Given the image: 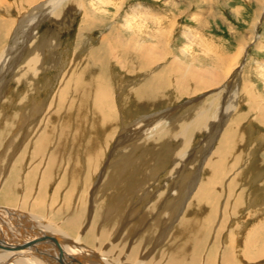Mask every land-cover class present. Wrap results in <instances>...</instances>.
<instances>
[{
  "label": "bare ground",
  "instance_id": "bare-ground-1",
  "mask_svg": "<svg viewBox=\"0 0 264 264\" xmlns=\"http://www.w3.org/2000/svg\"><path fill=\"white\" fill-rule=\"evenodd\" d=\"M64 1L30 0L33 5L39 3L33 11L43 13L45 19L41 18L42 22L48 21ZM103 1L101 5L109 6ZM261 5L263 7L251 31L254 35L252 40L255 39L257 25L264 17V4ZM33 11L27 16L31 17ZM124 45L122 47L125 48ZM246 47L243 44L237 57L227 56L218 68H207L208 72H197L186 66L176 68L178 94L193 96L221 86L211 100L203 103L206 97L203 94L199 100H191L187 106L184 105L190 112L194 109L193 105L200 104L195 111L182 117L178 115L179 118L172 120L179 109H167L154 116L138 117L131 122L130 128L121 127V122L118 123L120 120L117 119L116 104L112 101L113 92L107 82L105 69L112 59H109L110 54L115 52L110 46L108 49L104 42L95 51L84 50L81 56L77 55L69 71L70 76L53 96L35 133L26 132L21 149L10 157L5 169H0V264H262L264 241H259L258 236L255 238L252 230L247 233L248 221H243V218L250 215V220L255 219L256 212L262 210L260 213H264V204L259 206L254 200L248 206L242 187L241 193L236 195L237 179L242 177L243 172L233 173L242 165L244 154H247L242 148L251 137L247 128L237 126L236 122H243L244 119L235 121V97L239 90L226 83L230 77H238L237 65ZM202 51L205 53L204 48ZM143 57L144 65L149 66L148 57L145 54ZM13 58L12 53L4 52L0 63L7 64ZM19 59L14 58L15 65L16 61L21 64L22 59ZM29 60L24 66L28 65L31 73L36 70L38 61ZM97 63L102 71L98 72ZM80 65L84 70L79 76H73ZM159 67L154 68L158 72L148 77L145 86L138 84L132 87L120 100L137 99V103L146 104L152 99L149 94L152 96L153 93L158 98L159 88L172 84H168L169 81L162 76L167 69L161 71ZM93 69H97L96 72L91 71ZM184 73L188 77L180 78ZM107 92L111 93L108 95ZM71 94L74 95L72 100L69 99ZM78 97L82 102L90 97L92 108L89 104L86 108V102L82 106ZM260 113L257 120L262 125L264 109ZM233 115L234 118H231ZM24 122V118L19 119L17 134L22 133ZM117 126L123 132L116 137L118 140L114 148L128 149L131 153H127L121 161V168H110L106 175L104 172L105 179H100L97 189L93 190V183L96 184L103 164L102 147L111 146ZM17 134L10 140L8 151ZM200 134L209 138V147L214 145V141L217 144L213 150L208 149L197 164L193 143ZM259 143L263 149L264 143ZM3 145H0V150ZM155 146H165V151L170 149L169 153L173 156L168 176H171L170 184L165 186L163 193L156 192L150 202L142 201L138 205V200H134L130 193L136 190L138 181L144 178L145 169H148L140 159L143 153H138V149L150 147L154 151ZM8 153L5 152L4 156ZM257 154L254 151L252 158ZM135 160L141 164L138 167L142 177H138V168L131 171L136 165ZM257 160L259 158L252 159L246 168L256 166ZM194 165L196 168L200 165L198 172L193 173L189 182L182 184L181 179ZM94 172L96 176L93 177ZM225 180L227 186H224ZM68 186V191H63ZM225 187L228 195L223 194ZM133 202L135 205L132 206ZM246 208L250 209L247 213L244 212ZM136 213L138 216H135ZM133 219H138L136 225ZM232 219H236L232 231L237 230L230 232L224 240L222 235L229 232L228 223ZM261 223L264 231L263 219ZM216 224L220 226L216 228ZM158 231L159 235L155 236ZM148 232L150 236H147ZM244 232L246 236H243ZM255 243L260 244L257 249Z\"/></svg>",
  "mask_w": 264,
  "mask_h": 264
},
{
  "label": "rangeland",
  "instance_id": "rangeland-1",
  "mask_svg": "<svg viewBox=\"0 0 264 264\" xmlns=\"http://www.w3.org/2000/svg\"><path fill=\"white\" fill-rule=\"evenodd\" d=\"M100 2L101 0H66L48 21L42 22L41 18L45 19V16H42L43 13L37 9H35L37 12L33 11L39 3L33 5L30 0H0V61L3 53L8 52L12 53L14 58L22 59L23 62L19 64L17 62L20 61H16L15 65L13 58L7 64L3 61L0 63V138L3 136L0 139L2 141L0 145L4 143L0 150V169H5L8 161L11 160L10 157L21 149L26 132L35 133V129L42 121L43 114L47 112L53 96L70 76L69 71L75 63V57L84 53V50H86L85 52L87 50L95 51L101 47V43L105 42L106 47L109 49L110 46L115 52L114 54L109 52V59L112 58V61H109L108 67L106 66L105 69L109 80L107 82L113 92L112 101L116 104L117 119L120 120L118 123L121 122V127L122 125L129 127L131 122L139 119L138 117L154 116L167 109H175V111L179 109L174 113L175 116L173 115L172 120L182 117L200 107V104H195L196 106L193 105L194 109L188 112L190 109H185L184 105L191 100H199L204 96L203 94L206 95L203 103L211 100L213 94L217 92V88L221 86L217 85L215 88L207 89L205 92L201 91L193 96L184 93L178 94L176 82L179 78L177 79L176 76V68L186 66L192 67L196 71L205 70L208 72L207 68H218L227 56L237 57L240 47L245 44L247 45L246 50L239 59L241 61L239 66L237 65L238 77L236 79L230 77L226 81L233 89L239 90L235 97L237 109L234 111L235 121L238 118L244 119V121L236 122L237 126L239 124L241 129L247 128L249 137H251L250 142L246 143L247 147L242 148L247 153L244 154L242 165L240 164L233 172L236 174L240 171L243 172L242 177L237 179L239 186L235 194H240L244 188V199L248 206L253 204L254 200L259 203V206L260 203L264 204V200H259L264 197V148L262 149V144L259 143L260 141L264 143L262 140L264 124L261 125L257 120L258 116H261L260 110L264 109V17L257 25L255 41L252 40L254 35L251 34L253 25L257 22L256 16L261 12V3L264 4V0H104L102 2L109 6L101 5ZM32 11L34 13L28 17V13ZM155 18L158 19L155 21ZM203 48L205 53H202ZM144 54L148 57L147 64L149 66L144 65ZM29 59L38 61L36 70L31 73L28 65L24 66L26 61H30ZM217 60L220 62L217 63ZM158 65L161 71L164 68L167 69L162 73V76H165V80L169 81L168 84L172 83L168 86L165 84L167 87L162 85L159 88L158 98L154 97L153 93L152 96L149 94L148 96L152 99L150 102L147 100L146 104L144 102L137 103V99L135 101L132 99L130 101H128L129 99L120 100L122 95L124 98L132 90V87L138 84L140 87L145 86L148 77L158 72L154 69ZM96 67L98 72L102 71L99 63ZM78 68L73 74V76L76 75L75 77L84 70L82 65ZM97 69L91 71L96 72ZM179 77H188V75L184 73ZM72 83L74 84V79ZM71 87L73 88V86ZM91 92L95 93L92 89ZM111 92H107V94L109 95ZM71 96L69 99H74V95L71 94ZM79 97L77 100L82 102ZM251 98L253 99L251 100ZM88 99L81 105L84 106L86 102V108L88 104L92 108L93 101L90 97ZM21 118H24L25 122L22 131L20 130L22 133L17 134L18 121ZM231 118H234V115ZM122 120L124 121L122 122ZM116 130L111 146L109 148L102 147L104 151L103 164L98 172L96 184L93 183V190L97 189V182L100 179L101 181L105 179L104 172L106 175L111 170L110 168L114 167L113 170L121 168V161L127 153H131V150L128 149L114 148L115 141L118 140L116 137L123 132L119 127ZM14 134H17V138L13 139V144L8 151V144L15 136ZM207 140L209 141V138L206 135L200 134L195 137L193 146L196 149L193 154L197 164L201 162L205 152L209 151L208 149L213 150L217 144V141H214V145L209 147L211 142L208 143ZM202 141L207 144L203 145ZM5 149L6 151H4ZM154 149V151L150 147L138 149L140 150L138 153H143L140 159L148 167L145 169L144 178L138 181L139 186H136V190L130 193L134 200H138V205L142 201L150 202L156 192L163 193L165 186L170 184L171 176H168L173 164V156L169 153L170 149L168 152L165 151V146H155ZM254 151L258 153V157L256 155L252 158ZM5 152H9L7 156H4ZM257 158L260 161L255 162V168H246L252 159L256 160ZM197 160L199 161L197 162ZM135 161L136 165L131 171L138 168V177H142L138 167L141 164L137 160ZM195 166L183 176L182 184L189 182L193 173L198 172L200 165L197 168ZM94 176H96L95 172ZM142 180H144V186ZM227 184V180H225L224 186ZM68 189L69 186L63 191H68ZM223 194H229L226 187ZM158 198L156 199L158 200ZM133 205H135L134 202ZM249 210L246 208L244 212L247 213ZM260 212L262 210L256 212L257 215H260L258 217L255 215V219L250 220V215H248L243 218V221H248L247 233L252 230L255 238L258 236L259 241L261 239L264 241L261 223V220H264V213ZM135 216H138V213ZM235 220L232 219L228 223L230 226L228 230H230L223 233L224 240L228 238L230 232L237 230L232 231ZM137 221L138 219H135L133 224L136 225ZM119 222L121 224L122 218ZM237 223L242 226L240 222ZM219 226L215 225L216 228ZM153 230L152 234L156 228ZM159 233L160 231L155 236H158ZM147 236H150V232ZM243 236H246V232L243 233ZM259 246V243H255L256 249ZM261 262L263 264L264 260Z\"/></svg>",
  "mask_w": 264,
  "mask_h": 264
}]
</instances>
